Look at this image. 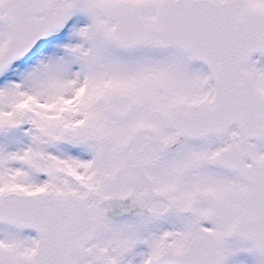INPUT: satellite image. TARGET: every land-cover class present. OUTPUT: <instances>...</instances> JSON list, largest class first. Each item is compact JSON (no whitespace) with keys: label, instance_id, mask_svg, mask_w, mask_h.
<instances>
[{"label":"snow or ice","instance_id":"1","mask_svg":"<svg viewBox=\"0 0 264 264\" xmlns=\"http://www.w3.org/2000/svg\"><path fill=\"white\" fill-rule=\"evenodd\" d=\"M0 264H264V0H0Z\"/></svg>","mask_w":264,"mask_h":264}]
</instances>
